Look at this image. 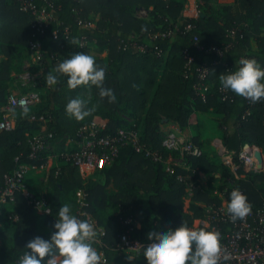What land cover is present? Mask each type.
I'll return each instance as SVG.
<instances>
[{
    "label": "trees",
    "instance_id": "1",
    "mask_svg": "<svg viewBox=\"0 0 264 264\" xmlns=\"http://www.w3.org/2000/svg\"><path fill=\"white\" fill-rule=\"evenodd\" d=\"M33 1L38 7L49 5L44 0ZM188 2L52 0L53 9L48 7L52 19L37 32L34 18L22 11L18 0H0V107L18 88L19 94L40 96L35 107L14 113L12 131H0V193L6 187V175L19 163L40 166L47 164L50 155L55 158L46 181L41 182L34 172L25 180L30 194L50 205V215L40 213L22 191L16 192L14 203L0 202V264H18L32 238L49 239L62 204L69 203L78 215L80 191L87 196L86 210L95 226L104 233L103 246L97 249L108 264H148L143 253H127L119 247L120 236L129 228L126 219L140 225L134 237L147 241L148 231L155 226L175 228L183 222L192 227L210 208L228 200L234 188L243 192L253 209L263 207L264 172L245 173L240 167L237 178L221 162L211 142L219 138L235 153L250 145L264 154V100L248 103L231 90L224 100L219 82V75L235 71L243 56L264 67V0H230L218 8L213 0H196L197 18L184 15ZM85 21H92L94 27H85ZM190 24L194 29L186 31ZM66 29L67 37L54 38L55 32L63 34ZM168 31L172 33L163 37ZM83 40L107 53L96 63L106 69L104 87L113 89L114 103L101 98L95 86L70 89L64 75H58L55 86L45 83L46 73L64 59L77 52L90 54ZM31 42L41 46L36 56ZM212 47H223V55L208 53ZM202 67L210 68L205 99L195 89ZM26 73L32 76L29 88L20 81ZM78 96L89 100L87 107L95 106L82 121L65 112L69 99ZM124 111L132 121L121 115ZM97 118L107 122L104 133L115 134L122 128L137 131L140 144L161 155L162 161L126 146L112 163L85 180L80 169L60 152L68 149L67 139H77L79 131ZM170 133L202 151L200 157H184L189 169L172 164L174 172L167 170V159L181 158L162 145ZM38 134L67 139L57 151H48L36 160L30 158L29 141ZM72 151L69 146L68 152ZM235 162L239 164L238 158ZM200 174L210 176L207 186L201 185Z\"/></svg>",
    "mask_w": 264,
    "mask_h": 264
},
{
    "label": "built area",
    "instance_id": "2",
    "mask_svg": "<svg viewBox=\"0 0 264 264\" xmlns=\"http://www.w3.org/2000/svg\"><path fill=\"white\" fill-rule=\"evenodd\" d=\"M23 12L29 13L34 18L33 29L37 32H42L44 27L52 19V12L48 7H52V0H44L47 6L38 7L33 0H18ZM53 9V7H52ZM143 15V13H142ZM199 12L196 13L197 18ZM83 25L87 28H93L94 23L92 21H85ZM193 25H188L186 31H192ZM68 30L66 29L63 34L58 32L54 33V38L58 39L61 35L67 37ZM172 31H168L163 37L170 35ZM197 42L198 39L195 38ZM82 44L86 46V41L83 40ZM31 50L35 55H38L40 44L31 42ZM229 46L225 47L227 49ZM223 47H212L207 50L208 53L216 54L218 56L223 55ZM186 54V52H185ZM248 58L243 56L240 58ZM191 62V59H190ZM217 62L214 63V65ZM210 75L209 67H202L198 69V84L195 89L198 94L205 99L207 78ZM29 76V74H28ZM223 99H227V90H221ZM248 103L253 101L247 98ZM40 102V96L38 93L29 92L27 94L11 93L8 97V102L5 106L0 107V113L2 119L0 120V131H12L15 126L14 113L16 111H23L25 109H31ZM43 118H40L42 120ZM35 120V117L32 118ZM106 125L98 127L92 124L89 127H84L79 131L77 139H67L68 149L72 146L73 151L68 152V149L64 152H60V155L66 157L67 160L73 162L79 169L86 168L93 171L103 170L107 165L112 163L117 157L120 149L128 146L134 147L139 153H144L146 157H150L155 161H162L161 155L148 150L145 146L140 144L139 134L135 130L119 129L115 134L104 133ZM53 139L51 134H38L30 139L31 147V159H40V156L50 151V141ZM163 147L171 152H177L181 156L177 163H170L169 159L165 161L167 170L171 173L174 172L173 166H181L184 169H189L184 161L186 156H202L200 151L192 142L185 141L177 136L175 133L165 135L162 142ZM217 155L221 162L229 167L234 175L239 178L236 173L237 169L242 167L245 173H261L264 172V154L258 147L245 145L239 152L235 153L229 151L220 139H216L213 142ZM262 154V161L259 155ZM236 158H238L239 164H236ZM181 161V162H180ZM16 162L19 163L20 159L16 158ZM47 164L40 166L29 165L27 163H19L17 169L11 174L6 175L5 189L0 193V202L2 203H14L15 194L17 191H22L24 195L30 199V203L35 208L45 215H50L51 212H47L44 209L50 208V205L45 199H35L29 192V187L25 183L27 176L38 170H43ZM241 191V190H240ZM242 192V191H241ZM243 193V192H242ZM227 202L224 200L220 206L210 208L205 218H200L194 221V228H204L208 230H216L221 233V251L219 264H264V205L260 209H253L242 219L232 220L230 214L227 213ZM43 204L44 209H41L39 205ZM78 215L81 219H87L94 224V221L90 217L86 208L88 207L87 196L83 191L78 193L77 200ZM124 224L129 228L125 233L120 236L119 247L127 253H143L142 244H146L147 241H140L134 237L136 229L140 228L138 223H135L131 218L126 219ZM95 225V224H94ZM98 232V240L95 243L96 247L101 248L103 242L101 236L104 235L102 230L95 226ZM104 256V254H103ZM105 264H108L104 256Z\"/></svg>",
    "mask_w": 264,
    "mask_h": 264
},
{
    "label": "clouds",
    "instance_id": "3",
    "mask_svg": "<svg viewBox=\"0 0 264 264\" xmlns=\"http://www.w3.org/2000/svg\"><path fill=\"white\" fill-rule=\"evenodd\" d=\"M72 43L79 45L77 39ZM238 63L235 71L219 75L222 88L253 102L264 100V67L254 58H242ZM105 74L106 69L96 63L95 56L77 52L47 72L44 80L46 85L55 86L58 75H64L70 89L95 86L101 98L114 103L117 98L113 89L104 87ZM88 104V99L71 98L65 112L82 121L95 110V106L89 108ZM39 207L44 209L43 204ZM44 210L51 212L50 208ZM250 211L247 197L240 189H232L227 202L231 219H242ZM53 227L49 239L36 236L27 242L18 264H105L103 253L94 246L98 240L95 225L74 214L69 203L60 206ZM147 236L148 242L142 244V249L148 264H219L221 233L214 229H197L182 222L175 228L152 227Z\"/></svg>",
    "mask_w": 264,
    "mask_h": 264
},
{
    "label": "rangeland",
    "instance_id": "4",
    "mask_svg": "<svg viewBox=\"0 0 264 264\" xmlns=\"http://www.w3.org/2000/svg\"><path fill=\"white\" fill-rule=\"evenodd\" d=\"M227 2H230V0H213V5H214L216 8H218V7H221L223 4H226ZM216 8H215V9H216ZM216 10H218V9H216ZM86 45L90 47V49H91L90 54L93 55V56H95L96 59L101 58V57H105V54H104L103 51H101L99 48L94 47V46L91 45V44H87V42H86ZM34 55H35V54H34ZM35 56H36V55H35ZM24 76H25V75H24ZM24 76H23V77H24ZM23 77L20 78V81L23 82V83H25V84L23 85V87H27V88H29V87H30V81L32 80V76H31V75H29V76L27 75V76L25 77V79H24ZM20 91H21V89L18 88V91H14L13 93H20ZM15 114H16V113H15ZM121 115H122L124 118L128 119L129 121H132V119L130 118V116H128V112H127V111L122 112ZM106 123H107L106 120H104V119H102V118H97V119L95 120V125L98 126V127H102L103 125H106ZM65 139H67V138L64 137V138H60V139H53V140H51V141H50V152L52 153L53 151H57L58 148H59V146L62 144V142L65 141ZM173 159L179 161V158H175V157H174ZM180 162H181V161H180ZM34 173L40 175L39 180H40L41 182L46 181V175H47V172H46V171H45V172H39V173L34 172ZM80 173H81V175L83 176V178H84L85 180H88L90 177H92V176L95 174V171H93L92 169L88 170V169H86V168H82V169H80ZM43 177H44V178H43ZM209 181H210V176H208V175H203V176L200 178V183H201V185H203V186H207V184L209 183ZM108 191H109L110 193H111V192H114L113 187H109ZM43 192H44V191H43ZM44 193H45V192H44ZM189 202H190V201H189V196H188V197H186V199H185V207H186V208L188 207ZM1 222H3V220H1ZM94 246H95V244H94Z\"/></svg>",
    "mask_w": 264,
    "mask_h": 264
},
{
    "label": "crops",
    "instance_id": "5",
    "mask_svg": "<svg viewBox=\"0 0 264 264\" xmlns=\"http://www.w3.org/2000/svg\"><path fill=\"white\" fill-rule=\"evenodd\" d=\"M188 4L186 6V10L184 11V15L186 17H189V18H195L196 16V13H198V6H197V3H196V0H188ZM105 54V57H101L102 59H105L107 57V53L106 52H103ZM29 73H26L25 76L23 77L25 79V77L28 75ZM30 75V74H29ZM209 90V86L207 85L206 87V92ZM216 139H219V138H215L212 140L211 144L212 146L214 147L213 145V142L216 140ZM215 148V147H214ZM169 161L170 163H177V160H174L172 157L169 158ZM55 164V158L54 156L50 155L48 157V160H47V165L46 167L43 169V170H38V171H35L36 173H39V172H47V175L49 174V170L50 168ZM46 175V177H47ZM204 174H200V177H202ZM44 178V177H43Z\"/></svg>",
    "mask_w": 264,
    "mask_h": 264
},
{
    "label": "water",
    "instance_id": "6",
    "mask_svg": "<svg viewBox=\"0 0 264 264\" xmlns=\"http://www.w3.org/2000/svg\"><path fill=\"white\" fill-rule=\"evenodd\" d=\"M259 158H260L261 161L263 160V159H262V154L259 155Z\"/></svg>",
    "mask_w": 264,
    "mask_h": 264
}]
</instances>
